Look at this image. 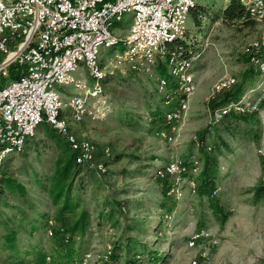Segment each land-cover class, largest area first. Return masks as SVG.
<instances>
[{
	"label": "rangeland",
	"instance_id": "rangeland-1",
	"mask_svg": "<svg viewBox=\"0 0 264 264\" xmlns=\"http://www.w3.org/2000/svg\"><path fill=\"white\" fill-rule=\"evenodd\" d=\"M197 1L210 14L203 17L202 34L195 30L190 16L185 34L189 48L193 49L190 54L195 56L192 70L198 89L191 97L188 111L177 123L174 142L158 135L162 127L150 119L149 110L155 106L168 109L157 88L159 70L146 73L141 64L126 60V45L122 41L101 47L99 60L103 63L105 80L99 101L89 99L95 114L82 122L68 117L72 131L80 140L94 141L97 152L107 148L111 152L108 157L97 155L98 161L106 162V170L97 175L96 181L88 182L80 193L82 205L92 212L93 223L86 237H76L75 242L78 259L84 253H91L89 264H105L103 261L110 259L108 252L128 239L137 240L142 256L162 255L161 264H190L199 247L188 248L187 239L200 226L210 228L219 238V244L212 248L210 259L199 264H264V194L258 198L255 193L259 186L264 188L263 158L258 152L264 147V94L258 88V73L247 50H252L257 41L260 48L264 45V18L251 26L227 21L221 14L217 15L230 0ZM133 15L126 13L124 21L113 26L119 38L126 37ZM174 48L182 50L178 46ZM162 62L166 65L165 60ZM74 75H85L91 80L83 65L76 68ZM226 76L235 77L238 85L245 83L246 99L250 107H257L245 112L260 134L257 139L239 134L233 137L214 119L213 88ZM60 90L68 92L66 95L76 92L73 86H61ZM246 126L243 122L241 127ZM46 132L47 128L44 130L41 124L25 150L7 158L3 172L28 186L36 209L45 213L47 220L55 214V206L47 194L33 185L34 172H50L57 153L54 146H49L51 140ZM218 132L229 144L219 155L216 182L220 189L214 197L224 210L216 213L208 195L187 191L181 200L167 196L168 181L156 177V168L177 157L202 158L203 149H214ZM117 155H120L118 159ZM1 209L9 215L18 213L17 209L2 207L0 212ZM101 211L107 216L98 224ZM30 214L36 213L30 211ZM36 219L38 228L31 233L30 224H25L28 230L21 234L20 243L23 248L38 245L52 256L53 239L41 217ZM32 259L33 255H26L25 262H21L0 251V264H34ZM117 261L124 263L125 252Z\"/></svg>",
	"mask_w": 264,
	"mask_h": 264
},
{
	"label": "built area",
	"instance_id": "built-area-1",
	"mask_svg": "<svg viewBox=\"0 0 264 264\" xmlns=\"http://www.w3.org/2000/svg\"><path fill=\"white\" fill-rule=\"evenodd\" d=\"M240 1L253 17L264 18V0ZM197 5V0H0V55H3L0 73L8 75L10 65L15 62L24 67L19 78L0 87V166L8 157L23 152L39 126L46 122L65 137L76 152L78 163L101 172L106 170V163L97 159L95 142L80 140L68 117L82 122L95 114L89 99L99 101L102 92L101 47H111L120 41L126 45L125 59L141 64L146 73L153 74L159 63L166 61L167 72L176 85L169 87L170 80L159 71L157 88L168 109L167 125L157 133L167 142H174L177 123L188 111L191 97L198 89L192 70L195 56H182L174 47L185 36L190 12ZM128 12L134 13L133 21L122 39L113 26L124 21ZM260 46L257 41L252 50H247L258 73V88L264 94V56ZM79 65L86 68L91 80L85 75H74ZM236 83L235 77L221 78L213 88L212 98ZM61 86H73L76 92L66 95L68 92H62ZM246 96L214 109V119L220 121L232 112L255 110L257 107H250ZM258 152L263 158L264 181V147ZM110 155V150L105 149L104 156ZM202 169L201 157H177L158 166L155 175L168 181V196L181 200L187 191L198 193ZM218 190L217 187L214 195ZM49 223L48 233L52 235L54 220L51 218ZM218 244L219 238L210 228L201 226L193 230L187 247H199V253L190 264L208 261L212 248ZM90 258L91 253H84L77 262L89 264ZM161 262L138 254L131 264Z\"/></svg>",
	"mask_w": 264,
	"mask_h": 264
},
{
	"label": "trees",
	"instance_id": "trees-1",
	"mask_svg": "<svg viewBox=\"0 0 264 264\" xmlns=\"http://www.w3.org/2000/svg\"><path fill=\"white\" fill-rule=\"evenodd\" d=\"M219 14L227 21L241 22L248 26L253 25L257 20L248 12L240 0H230L219 11L217 16ZM209 15V11L203 5H197L191 10L190 16L195 24V30L199 34L204 32L203 17ZM186 37L185 35L176 42V45L182 49L180 52L182 56H189L193 51L192 48H189ZM259 51L264 56V45H262ZM23 68V65L15 62L10 65L7 76L0 73V87L4 86L7 82L19 78L23 73ZM158 69L170 80L169 87L176 85V82L171 80L163 62L159 63ZM104 80L103 78L102 83ZM245 91V83H240L239 85L236 83L233 88L212 98L211 107L214 110L231 101L239 100ZM166 110V108L158 105L149 110L151 122L157 124L159 127L167 125L165 120ZM219 122L224 130L233 137L239 134L241 137L247 139H257L260 136L257 129L250 124L247 113L232 112L227 114ZM243 122L247 123V126L244 128L241 127ZM42 125L44 130L47 128V137L51 140L49 146H54L57 153L50 172L43 174H39L37 171L34 172L33 185L38 186V188L47 194L51 203L55 206V214L46 220V214L36 209V203L30 195L28 186L14 175L8 174L5 171L3 172L6 162L2 164L0 166V208L8 207L10 209H17L18 213L9 215L1 209L0 251H4L8 257L15 258L21 262H25L26 255H33L32 261L34 264H80L77 262L79 255L77 254L78 247H76L75 240L76 237L81 239L85 238L93 223L92 212L82 205L80 193L85 189L88 182L91 180L96 181L98 176H101V171L78 163L76 160V152L72 150L65 137L48 123L43 122ZM223 147L229 148V144L221 133L218 132L214 149L210 151L203 149L201 158L203 161V169L199 177L200 184L198 193L210 196L211 205L216 213L224 210L218 202V199L214 198V191L218 187L216 178L220 167L219 155L222 154ZM98 154H102L104 157V152L100 153L98 151ZM119 157L120 155H117V159ZM255 193L258 198L263 196L264 188L259 186ZM30 211H34L36 214L32 215ZM106 216L101 211L97 217L98 224H102ZM36 217H41V222L43 225L46 224L47 228L50 226L49 220L51 218L54 220V225L51 226L53 234L49 235L55 245L52 256H48L38 245L23 248L20 243L21 234L28 230L25 224H30L29 232L31 233H34L38 228V220ZM67 237H69V240L65 241ZM136 241L128 239L124 243L119 242L111 250L109 261L103 262L109 264L111 261L112 264H117V259L121 257L122 252H125V261L122 264H131L138 254H142ZM161 256L156 257L153 255L152 258L162 260ZM48 257L50 258L49 261Z\"/></svg>",
	"mask_w": 264,
	"mask_h": 264
},
{
	"label": "crops",
	"instance_id": "crops-1",
	"mask_svg": "<svg viewBox=\"0 0 264 264\" xmlns=\"http://www.w3.org/2000/svg\"><path fill=\"white\" fill-rule=\"evenodd\" d=\"M218 188L220 189V186L218 185ZM201 227V226H200Z\"/></svg>",
	"mask_w": 264,
	"mask_h": 264
}]
</instances>
